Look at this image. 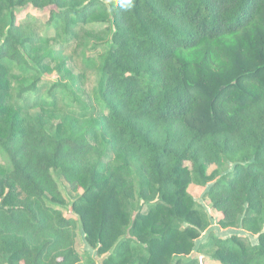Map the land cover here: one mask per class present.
Masks as SVG:
<instances>
[{
  "label": "trees",
  "instance_id": "trees-1",
  "mask_svg": "<svg viewBox=\"0 0 264 264\" xmlns=\"http://www.w3.org/2000/svg\"><path fill=\"white\" fill-rule=\"evenodd\" d=\"M102 26L95 109L62 81ZM206 260L264 264V0H0V264Z\"/></svg>",
  "mask_w": 264,
  "mask_h": 264
},
{
  "label": "rangeland",
  "instance_id": "rangeland-1",
  "mask_svg": "<svg viewBox=\"0 0 264 264\" xmlns=\"http://www.w3.org/2000/svg\"><path fill=\"white\" fill-rule=\"evenodd\" d=\"M49 14V11H38L33 8H23L17 11V19L19 22L22 19H27L29 17L36 19L39 23L36 26L32 25L31 29L33 31L37 30L43 36H47L51 46L59 47L60 38L54 36L53 32L49 30V28L46 26V23L48 22L50 17ZM25 20H23L22 22H24ZM90 31L95 32L92 35H87L85 32H83L81 34V39L79 41H76L72 49L67 50V52L65 53L66 57H68L71 62L69 63V66H67L66 72H64L65 75H63L64 78L62 82L64 84L66 83L67 85H69L70 88H73L77 93L76 95L85 100L86 103L90 105V107L97 109L98 104L95 92L98 86V71L96 68L95 61L86 62L84 52H88L90 50V47L96 42H98V37L104 36L105 27H95ZM46 78L47 79L43 84H46L45 87L46 89H48L51 84L62 79V76L58 75L57 72H53L52 74L47 75ZM216 168V166L211 167L210 172ZM219 169L222 173H226L230 170V167L229 164H226L222 167H219ZM59 184L64 193L65 198L68 201H71L76 196V194L72 193L69 190L68 185L63 180H59ZM189 191L196 200L202 202L205 205L207 211L212 214L214 220L216 221L218 218V214L214 213L211 210L209 201L205 198V188L201 186L191 185ZM65 213L68 215L69 212L65 211ZM211 230H214L216 233L219 232L218 234L224 233L223 230H217V225H215V223L212 225ZM206 235L207 234L205 233L204 236ZM205 264L217 263L206 260Z\"/></svg>",
  "mask_w": 264,
  "mask_h": 264
}]
</instances>
